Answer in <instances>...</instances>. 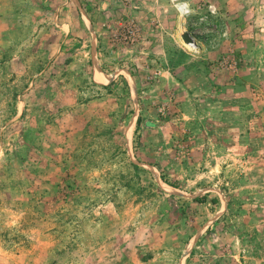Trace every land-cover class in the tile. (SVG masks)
Returning <instances> with one entry per match:
<instances>
[{
	"label": "rangeland",
	"instance_id": "obj_1",
	"mask_svg": "<svg viewBox=\"0 0 264 264\" xmlns=\"http://www.w3.org/2000/svg\"><path fill=\"white\" fill-rule=\"evenodd\" d=\"M0 264H264V0H0Z\"/></svg>",
	"mask_w": 264,
	"mask_h": 264
},
{
	"label": "water",
	"instance_id": "obj_2",
	"mask_svg": "<svg viewBox=\"0 0 264 264\" xmlns=\"http://www.w3.org/2000/svg\"><path fill=\"white\" fill-rule=\"evenodd\" d=\"M184 38L186 39V41H192L193 40L188 34L185 35Z\"/></svg>",
	"mask_w": 264,
	"mask_h": 264
}]
</instances>
